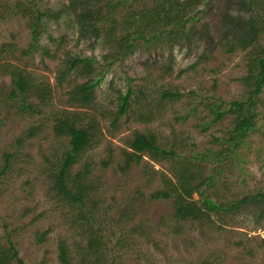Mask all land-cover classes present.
<instances>
[{"label": "rangeland", "instance_id": "obj_1", "mask_svg": "<svg viewBox=\"0 0 264 264\" xmlns=\"http://www.w3.org/2000/svg\"><path fill=\"white\" fill-rule=\"evenodd\" d=\"M71 1L0 0V63L17 65L51 90L40 115L19 116L7 97L12 80L0 70V254L16 253L21 262L10 256L11 264H62L64 241L70 264H264V203L257 197L264 194V0H256L250 15L242 9L244 19L236 24L224 16L236 14L237 0H200L188 11L194 17L159 38L144 32L148 38L134 39L126 56L119 37L136 29L135 21L126 23V4L100 22L97 38H80ZM142 2L132 0V7L152 4ZM98 4L104 1L93 7ZM37 12L47 14L39 23V44L49 55L40 48L23 52ZM108 26L114 30L107 35ZM75 55L87 57L93 72L71 70L59 82L67 58ZM83 82L94 84L90 105L71 101L73 87ZM127 93L120 113V96ZM239 108L248 117L246 134L228 154L222 138L241 131ZM62 115L91 129L69 170H89L81 203L53 189L52 172L68 142L52 131L53 118ZM41 122L43 128L16 148L17 137ZM135 131L153 134L174 154L158 160L145 154L124 173L127 140ZM5 152L13 156L2 171ZM200 154H220L221 160L195 158ZM182 166L197 180L216 175L205 193L224 208L245 195L255 201L211 209L206 219L183 222L174 234L167 221L179 223L171 221L170 203L152 200L150 193L163 186L162 177L176 182Z\"/></svg>", "mask_w": 264, "mask_h": 264}, {"label": "trees", "instance_id": "obj_2", "mask_svg": "<svg viewBox=\"0 0 264 264\" xmlns=\"http://www.w3.org/2000/svg\"><path fill=\"white\" fill-rule=\"evenodd\" d=\"M100 1H104V4H98L96 7H93L94 3H98ZM135 1L142 2L143 0ZM199 1L200 0H151L152 4L150 7L146 8L147 4L145 3V5L143 4L141 8L135 9L132 7V0L131 2L129 0H72L69 3L68 8L72 10L75 23L78 25L77 32L79 37L84 38L93 35L97 38L98 34L103 31L100 22H104L108 16H111L116 8H120L121 6L123 7L126 4V7L130 12L129 20L127 18L128 21H126V23L132 24V22L135 21L134 23L136 24V29H134L133 32L128 31L119 37L118 46L121 47V45H124L122 54L123 56H126L132 51V41L134 39L138 37H142L143 39L148 38L144 32H149L150 38H159L162 33L170 32V30L175 26L184 24L190 16L194 17V15L190 14L188 11L194 9L192 6L199 3ZM201 2L203 1H200V3ZM237 2L238 7L236 8L239 9L236 11V14H233L232 16L231 13L227 12L225 14L227 16H224V19L227 22H230V24L232 22L236 24V21H242V19H244V17L239 14L242 9L245 10L244 12H246V14L250 15V13H252V9H254L253 7L256 5L258 6V2L256 0H237ZM204 4L209 5L210 0H204ZM78 6H80L79 10H77ZM44 15L46 16L47 14L45 12H37L35 22L32 24V37L30 45L23 50L26 55L30 54L32 51L38 50V48L42 50L43 54L45 53L49 55L48 46L46 44H39L41 33L39 30V23ZM251 25L254 26L256 24L252 21ZM251 25H249V27H251ZM244 29H247L245 25ZM113 30L114 26H108L105 28L104 32L108 35V33ZM48 39L51 42H55V39L51 36H49ZM241 40L245 41L246 39L241 38ZM67 59L66 67L59 75V82L62 81V79L65 78V75L71 70L79 76L90 75L93 72L92 64L88 62L89 59L87 57L75 55ZM262 61H264V58H260L261 63ZM0 70L3 73H7L12 80V86L7 97L10 106L14 109L16 114L22 117L25 115L32 116L34 114L40 115L43 112L44 105H46L50 99V85L46 81L36 82L29 72L8 62L0 63ZM263 71L264 66L261 67V73ZM97 81H99V79L94 80L93 83H96ZM93 86L94 84L88 82L75 85L71 91L73 96L71 101L90 105L93 101V96L88 90L92 89ZM259 87L260 82H256L253 92H256ZM164 95H170V92H165ZM128 97V93L124 96H120V113L127 104ZM233 105L240 106V103L234 101ZM236 111L238 112L237 119L239 120L236 128L241 129V131L237 132L235 129L230 130L229 135L222 138L223 142L229 145L226 148L228 154H232L235 148L238 147L240 142H242L246 134V131L242 129L244 126L248 125V117L242 114L245 111L242 108H239ZM62 116L63 118H60V116H55L53 118L52 131L56 137L67 138L68 142L62 149L61 156L56 160V164L54 166L55 171L52 172L53 189L56 192L62 193L69 202L81 203L89 189V185L87 186V182L85 181L89 170L86 168L85 170L77 172L75 175L71 174L69 170L75 162L78 152L82 150L90 140L91 129L86 128L81 124H77L76 121H71V117L69 115ZM76 119L77 118H75V120ZM43 126L44 125L41 122L37 126H30L25 129L21 137H17L15 147H20L24 139L30 138L38 133ZM127 146L129 147V150L124 152L125 163L121 166L124 173L129 170L130 163L133 162L134 165L138 166L141 157L145 154H148V156L153 160H158L166 155L174 154L173 149L163 148L157 143L153 134L146 132L135 131L127 140ZM12 156L13 153L5 152L2 171L10 164ZM219 156L211 155V158H209V154H200L195 156V158L199 157L201 160L218 161L221 160ZM141 172L143 177L146 179V182L151 181V177L147 174L145 169ZM214 176L213 173H211L206 178L200 177V179L197 180L194 173L189 171V168L182 166L176 176V182H172L169 178L162 177L163 186L150 193V198L152 200H164L170 203V215L173 218L171 221L179 223L171 224L167 221L174 234L182 231L183 222L191 221L194 223L203 221L208 217L209 210L224 208L217 202L211 200L205 193L204 187L213 182L212 177ZM193 193L198 194V200L193 198ZM257 197L264 203V194H259ZM247 201H255V195H245L238 201L236 200L230 202V204L225 206L224 209H229L231 206L240 205ZM59 252L61 263L70 264L67 246L64 241H60L59 243ZM10 256H14L18 263L21 262L16 256V253L8 255V257L4 254H0V264H11L12 260ZM197 264L209 263L202 261Z\"/></svg>", "mask_w": 264, "mask_h": 264}]
</instances>
